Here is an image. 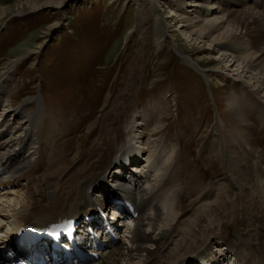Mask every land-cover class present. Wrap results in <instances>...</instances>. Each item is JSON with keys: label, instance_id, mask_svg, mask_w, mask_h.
<instances>
[{"label": "rangeland", "instance_id": "obj_1", "mask_svg": "<svg viewBox=\"0 0 264 264\" xmlns=\"http://www.w3.org/2000/svg\"><path fill=\"white\" fill-rule=\"evenodd\" d=\"M27 1L0 0V9L15 11H4L0 17V75L9 70L3 80L0 119L18 110L23 114L16 122L29 124L28 117L35 114L34 104L40 98L46 112L58 113L67 121L68 135L60 142L63 150L86 155L90 135L104 119L108 104L123 96L135 75V92L123 117L125 136L131 134L130 124L139 119L152 136L145 139L150 143L146 147L152 149L151 144L158 143V151L171 153L172 167L182 168L178 180L180 219L171 235L172 246L183 238L188 240L192 227L200 233L214 226L221 235L207 254L226 242H237L252 255L257 249L262 252L264 205L259 189L264 186V176L255 173V166L264 160V129L255 111L243 108L247 99L254 106L261 104V109L264 102L252 93L254 86L248 76L240 74L235 81L225 62L214 61L220 57L219 51L191 42L179 30L176 15L183 7L173 0H46L62 2L44 6L42 1L36 7ZM152 3L157 4L169 29L162 47L154 44ZM245 4L264 15V0H245ZM183 58L211 77H203ZM5 106L9 107L6 111ZM237 110H241L239 114ZM236 128L245 131L238 133ZM217 129L229 152L234 148V157L228 162L233 184L219 182L207 198L203 190L223 174L222 163L211 158L217 150ZM233 133L238 134L232 137ZM260 167L264 170V165ZM119 168L114 166L113 171ZM34 177L43 189L44 176ZM18 185L16 190L28 183L20 181ZM8 198L14 203L17 197ZM231 216L237 223L229 222ZM197 220L203 223L195 227ZM225 220L229 225L221 227ZM127 224L134 230V223ZM240 234L246 236L242 239ZM126 235L121 243L132 247ZM263 254L256 255L260 261H264Z\"/></svg>", "mask_w": 264, "mask_h": 264}, {"label": "bare ground", "instance_id": "obj_2", "mask_svg": "<svg viewBox=\"0 0 264 264\" xmlns=\"http://www.w3.org/2000/svg\"><path fill=\"white\" fill-rule=\"evenodd\" d=\"M41 2L44 6L53 4L46 0L27 1L31 7H36ZM61 2L53 5L60 6ZM173 2L183 7L176 15L179 30L183 31L191 42L205 43L219 51L220 57L214 61L219 64L225 62L230 73L234 72L235 81H239L240 74L248 76V80L254 86L252 93L260 95L264 102V15L255 8L247 7L245 0H173ZM233 4V8H228ZM185 6L191 10H185ZM150 8L154 19V44L162 47L169 29L157 4L152 3ZM0 10V17L4 11L15 12L13 9ZM183 59L203 77L207 79L211 77L189 59ZM216 70L220 71L221 68L218 67ZM8 73L9 70L5 69L0 75V105L4 100L1 97L5 94L3 80ZM136 78L134 75L128 82L123 96L112 99L108 104L104 119L96 124L90 135L86 155L81 151L72 153L63 150L61 144L68 135L65 132L68 128L67 121L65 118L61 119L58 113L53 115L46 112L40 98L34 104L35 114L27 116L29 124L19 125L16 122L23 114L18 110L9 112L5 118L0 119V187L7 190L0 195V244L12 231L23 225L31 224L46 228L65 219L88 216L97 207L105 209V221H109L113 211H117L116 215L120 216L118 222L109 227V231L106 226L103 228L106 230L103 234L104 239L108 241L112 228L121 231L122 219L131 218L125 208L131 210L135 208L137 218L134 230L131 231L129 226L124 227L127 230L125 233L130 236L127 238L132 247L121 243L114 248L108 247L95 264H198L204 261L226 264L224 262L227 256L234 257L239 264H264V261L257 257L258 254L261 256L260 254L264 253V248L259 249L262 251L260 253L257 249V254L253 256L240 244H236L237 242L235 244L226 242L223 247L217 246L215 252L207 254L212 242L221 235L214 226L200 230V233L194 232L192 227L188 230V234L190 233L188 240L183 238L176 246H172L171 235L180 219L178 197L181 189L178 180L182 168H177L176 165L172 167L174 160L171 161V153L168 154L166 150L158 151V143H152V149L146 147L150 145L146 141L147 138L152 136L145 132V124L139 119L130 124L131 134L125 136L123 117L135 92ZM260 106L261 104L254 106L247 99L246 108L243 110H254L260 120L261 129H264V109ZM8 109L9 107L5 106L4 110ZM239 111L241 110H237L236 113L239 114ZM158 123L155 132L159 128ZM245 123L247 125L248 121ZM234 131L240 133L245 129L236 128ZM219 132L217 129L214 136L217 150L211 158L222 163L223 174L219 176V180H213L207 190H203L207 198L211 197L219 182L233 184L228 174L231 163L228 162L234 157V148L229 152L227 142ZM233 134L232 137L236 135ZM139 163L146 165L142 167ZM128 164H133L129 170ZM259 164L255 166V173L261 178L264 176V170L260 166L264 165V160ZM117 165L120 168L113 171V167ZM37 175L44 176L43 189L46 191L38 188L37 179H34ZM20 181H26L28 185H22L21 189L16 190ZM115 194L119 196L116 200L122 205L108 199L103 201L109 195ZM10 195L17 197L14 204L8 198ZM259 196L263 198L264 205V186L259 189ZM216 215L218 217L219 213ZM228 219L229 222L237 223L234 216ZM196 222L193 223L195 227L203 223L199 220ZM225 225H229L227 221L221 227ZM245 236L240 234L242 239Z\"/></svg>", "mask_w": 264, "mask_h": 264}, {"label": "water", "instance_id": "obj_3", "mask_svg": "<svg viewBox=\"0 0 264 264\" xmlns=\"http://www.w3.org/2000/svg\"><path fill=\"white\" fill-rule=\"evenodd\" d=\"M14 204V203H13Z\"/></svg>", "mask_w": 264, "mask_h": 264}]
</instances>
